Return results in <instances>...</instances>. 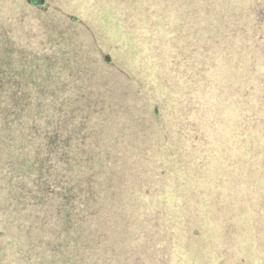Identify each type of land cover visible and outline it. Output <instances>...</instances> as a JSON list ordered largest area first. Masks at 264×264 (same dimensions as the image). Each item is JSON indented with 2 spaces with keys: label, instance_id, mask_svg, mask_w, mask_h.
Returning a JSON list of instances; mask_svg holds the SVG:
<instances>
[{
  "label": "trees",
  "instance_id": "trees-1",
  "mask_svg": "<svg viewBox=\"0 0 264 264\" xmlns=\"http://www.w3.org/2000/svg\"><path fill=\"white\" fill-rule=\"evenodd\" d=\"M92 3L109 42L145 46L134 79L71 42L43 57L0 32V264H173L217 231L249 249L264 229V0Z\"/></svg>",
  "mask_w": 264,
  "mask_h": 264
},
{
  "label": "rangeland",
  "instance_id": "rangeland-1",
  "mask_svg": "<svg viewBox=\"0 0 264 264\" xmlns=\"http://www.w3.org/2000/svg\"><path fill=\"white\" fill-rule=\"evenodd\" d=\"M2 1L0 32L6 33L13 29L16 32L18 31L20 34L15 32L14 36L18 41L23 40L26 46H30L31 52L35 53L34 55L50 56V52L54 53L53 48L55 46L61 47L64 42H71L80 54L88 51L97 58L99 62L96 64V72L104 70L121 71L120 73L125 75L126 78L129 77L132 80L134 78L131 73H135L134 70L139 69L142 71L139 64L144 58L139 57V54L144 51L145 46L136 41L135 43L129 41L123 43V41L118 40L115 42L113 38L109 42V39L113 37V27H110L112 29L110 34L109 27L105 28L103 25V22H107V20L104 18L101 23L99 22V11L96 8L93 9L92 0L86 2L81 0ZM106 29H109L110 32ZM11 35L9 33L8 36L11 38L13 37ZM124 49H128L129 52ZM135 50H137V53L135 52L133 57L132 51ZM105 57L110 59V64L103 61ZM74 72L75 68L70 70L67 68L61 75L63 77L67 76V80H72L76 76ZM92 72L94 71L92 70ZM255 183L257 184V181ZM224 189L223 184L222 192L226 191ZM242 189L251 190L252 186L245 183L242 185ZM251 208L256 209L255 211L259 213L264 210V208L259 210L254 206H251ZM224 220L226 226L229 227V231H234L232 224L235 223L228 213H224ZM257 229L260 228H253L254 235L249 236V238H253L249 239L251 246L249 249H245L243 245L246 243L245 238L244 241L242 239L238 241L237 238L235 241V238H231L228 233L225 236L217 231L220 239L215 240L210 237L207 241H204L200 249L203 250V246H205L206 253L204 252L201 258L185 256L182 262H178L176 257L173 256V264H191L193 261V264H264V261L259 262L260 259H264V237H256L259 234ZM262 230L264 229H260L261 232H263Z\"/></svg>",
  "mask_w": 264,
  "mask_h": 264
}]
</instances>
